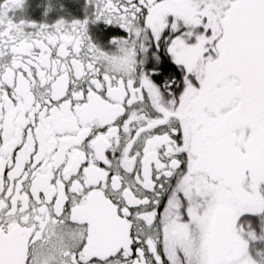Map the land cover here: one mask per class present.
Here are the masks:
<instances>
[{"label": "snow or ice", "instance_id": "snow-or-ice-1", "mask_svg": "<svg viewBox=\"0 0 264 264\" xmlns=\"http://www.w3.org/2000/svg\"><path fill=\"white\" fill-rule=\"evenodd\" d=\"M0 264H264V0H0Z\"/></svg>", "mask_w": 264, "mask_h": 264}]
</instances>
